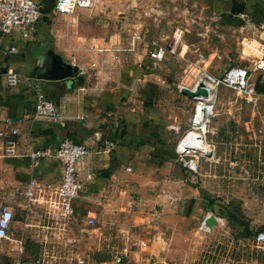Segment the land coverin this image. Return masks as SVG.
Here are the masks:
<instances>
[{
	"label": "rangeland",
	"instance_id": "obj_1",
	"mask_svg": "<svg viewBox=\"0 0 264 264\" xmlns=\"http://www.w3.org/2000/svg\"><path fill=\"white\" fill-rule=\"evenodd\" d=\"M49 2L54 4L55 0ZM213 2L97 0L92 11H79L71 16L53 14L57 29L54 49L79 67L83 85L94 88V94L106 96L113 90L117 92L122 66H131L138 72L141 80H135L132 88L127 87L124 100L127 115L132 113L137 120L151 123V128L159 132L156 138L173 149L175 163L197 185L196 205H186L180 213L185 218L180 221L177 213L166 214L173 218L170 239L163 252L153 251L151 261H157L156 264H264V251L251 240L252 233L264 225V74L252 69L258 57L251 55L253 51L247 46H244L247 57H242L240 43L243 38L252 39L253 45L264 51L258 44L259 36L264 34L258 21L240 15L243 24L237 25L228 19V12L219 13ZM92 43L112 50L98 55L89 49ZM158 46L167 47L165 55L159 61L151 60L148 52ZM95 60L100 61L97 68L91 64ZM237 64L251 68L250 93L243 95L219 85L213 94L214 106L207 123L198 120L199 125L191 127L195 101L180 94L177 85L183 80L191 82L199 69L218 76ZM38 82L42 85L40 79ZM197 134L205 137L207 156L184 145ZM138 142L135 134H127V145L136 147ZM179 142L187 151H181ZM183 160L195 161L196 170L182 167ZM77 200L87 204L84 210L94 205L90 199ZM112 210L118 212L115 207ZM230 212H234L235 220ZM108 214V208L99 205L94 216L101 228ZM208 214L218 220L212 227L203 224ZM27 222L39 223L32 216ZM113 227L108 240L103 236L104 228L93 237L90 228H85L83 234L89 237L87 241L92 242L93 248L98 245L102 248L110 242L113 248L108 250L122 253L121 231L117 224ZM12 235L22 237L26 244L31 241L41 244L29 260L40 256L46 247L53 255L49 260L67 264L66 256L58 252L63 249V242L53 243V235L44 229L14 222ZM45 240L51 243H44ZM15 246V242L9 241L0 247V264H10L11 257L7 254H13ZM87 255L98 259L110 256L103 249Z\"/></svg>",
	"mask_w": 264,
	"mask_h": 264
},
{
	"label": "crops",
	"instance_id": "obj_2",
	"mask_svg": "<svg viewBox=\"0 0 264 264\" xmlns=\"http://www.w3.org/2000/svg\"><path fill=\"white\" fill-rule=\"evenodd\" d=\"M34 1L41 6L43 15L33 39L22 38L17 32L9 36L0 33V129L5 128V120L8 119L11 126L18 130L14 136L16 156L3 154V139L0 138V195L23 189L31 173L48 180L60 177L61 167L54 158L46 157L33 162L28 155L32 150L45 147L54 149L65 138L84 143L89 146L91 154L81 165L82 174H89L90 178L86 182L87 195L80 199H90L94 205L84 210L86 203L77 200L75 204L93 215H97L99 205H103L109 213L104 217V230L96 222L89 229L91 236L103 230V236L108 240V237L111 238L110 229H114L113 225L117 224L118 231H121L119 235L123 237L122 254L127 264H156L157 261H151L153 251L163 252L170 239L169 227L173 218L166 214L175 212L180 221L185 218L180 213L186 209V205H196L194 199L199 196L197 185L185 176L184 169L175 163L174 158H169L160 166H153L148 162L151 156L154 157L152 147L127 145L128 133L135 134L143 141H151L153 132L156 135L159 133L156 128H151V123L148 125L137 120L132 113L127 115V102L124 101L127 87L132 88L134 81L141 78L127 76L125 71L122 73L127 65L121 67L118 76V89H123V93L113 90L106 96L77 92L76 88L83 85L79 73L72 79L40 78L49 62L48 51L53 50L63 60L65 57L54 49V45H57L54 4L49 0ZM213 1L219 13L229 12L230 0ZM239 1L245 2L246 8L253 13L252 20L264 24V0ZM11 45L16 46L13 52H9ZM7 69L40 79L47 98L60 106L70 117L69 120L64 125L24 120V114H32L33 93L25 85L8 86L4 76ZM258 72L264 74L263 71ZM127 79L131 80L130 84ZM165 148L161 154L169 155L173 151L168 146ZM110 151L112 153L109 154ZM154 159L157 160L156 157ZM132 160H137V163H134L132 169H127L128 162ZM113 207L118 212L114 213ZM19 213L20 219L17 217ZM15 214V222L22 226V207L17 206ZM79 236L81 253L84 255L99 249L110 255L115 253L108 250L109 247L113 248L110 242L103 244L102 248L99 245L93 248L92 242L87 241L89 237L83 232ZM142 242H145V246H141ZM29 243L26 244L27 253L36 254L39 244L35 241Z\"/></svg>",
	"mask_w": 264,
	"mask_h": 264
},
{
	"label": "built area",
	"instance_id": "obj_3",
	"mask_svg": "<svg viewBox=\"0 0 264 264\" xmlns=\"http://www.w3.org/2000/svg\"><path fill=\"white\" fill-rule=\"evenodd\" d=\"M96 2L97 0H55L53 13L58 16H71L79 11H92ZM42 15L41 6L34 0H0V33L2 36H9L17 32L22 38L33 39ZM259 29L264 34V24L261 23ZM245 39L243 38L240 41L242 57H247V54H244V46H247L246 49L249 48L253 51L251 55L258 57L252 69L264 72L263 48L255 47L252 39L244 41ZM262 42L264 43V37L260 35L258 44L264 47ZM170 47H173L172 44H170ZM89 49L98 55L112 50V48L98 43L90 44ZM15 50V45L9 47V52ZM166 50L167 47L165 46L153 47L148 52V56L151 60L159 61L164 57ZM100 61H93L91 63L92 67L97 68ZM250 72L251 68L242 64L231 65L218 76L202 68L198 70L191 82L180 81L177 89L184 96L186 95L182 93L183 89L192 90L195 88L193 91L196 92V87H204L206 84H208V88L204 87L206 94L210 93L212 96L211 99H208L209 96L205 98L203 94L193 95L191 99L195 101V105L190 120L191 127L198 123L197 120L209 119L214 106L213 94L219 85L243 95L249 94L251 91ZM4 76L5 83L8 86L25 85L33 93V111L30 115L24 114V120L59 125H64L69 120L70 117L63 112L61 107L47 98L45 90L39 84L37 77L20 74L12 69H7ZM76 90L85 94H94V88L85 85L78 86ZM17 133L18 130L11 126V122L6 119L5 128L0 129V138L3 139L2 150L5 156H16L14 136ZM180 147L181 151H187L182 146ZM90 154L88 145L68 138L61 140L54 149L45 147L32 150L28 154L33 162L46 157L54 158L61 167V175L56 179L48 180L41 175L31 173L23 189L11 190L0 195V247L9 241L16 244L13 254H7L8 257H11L10 264H55L48 259L53 256L50 248L44 247L40 256L29 260L31 257L27 253L25 240L22 237H13L12 230L16 220L15 209L17 206L23 209L22 223L24 227L37 226L44 229L46 233L53 235V240L50 239L53 243L63 242V249L58 252L66 256L67 264H127L122 253L115 252L100 259L91 258L81 253L80 232L96 224V218L93 214L84 212L75 204L77 199L87 192L86 182L89 180L90 175L82 174L81 165L90 157ZM182 167L192 171L196 170L195 161L193 160H183ZM127 169H130V167H127ZM29 216L37 218L39 223L29 225L32 224L27 222ZM251 240L256 248L264 251V225L254 232ZM51 241L45 240L44 243H51ZM36 242L38 243V241ZM39 245L41 247V244ZM141 246H145V242H142Z\"/></svg>",
	"mask_w": 264,
	"mask_h": 264
},
{
	"label": "water",
	"instance_id": "obj_4",
	"mask_svg": "<svg viewBox=\"0 0 264 264\" xmlns=\"http://www.w3.org/2000/svg\"><path fill=\"white\" fill-rule=\"evenodd\" d=\"M245 2L239 0H230L229 14L231 16H240L245 13L246 6ZM49 57V62L45 72H43L40 78L44 80H63V79H72L77 76L79 73V67L70 62H67L61 58V56L55 53L53 50L47 52ZM190 90L183 89L182 93L187 97L192 98L195 94L206 95V90L203 88H198L196 92L189 93ZM217 217L208 214L204 220L203 224L207 227H212L217 224Z\"/></svg>",
	"mask_w": 264,
	"mask_h": 264
},
{
	"label": "trees",
	"instance_id": "obj_5",
	"mask_svg": "<svg viewBox=\"0 0 264 264\" xmlns=\"http://www.w3.org/2000/svg\"><path fill=\"white\" fill-rule=\"evenodd\" d=\"M226 11H228V9L226 10ZM245 14L248 16V17H254V15H253V13L250 11V9H248V8H246V10H245ZM228 19L229 20H232L233 22L235 21V24H237V25H242L243 24V19L242 18H240V17H238V16H230V15H228ZM127 72V76H131V77H134V76H138V72L134 69V68H132L131 66L130 67H125V69L122 71V73L123 72ZM127 82L130 84V82H131V80L129 81L128 79H127ZM149 99H150V97H149ZM149 102H147V104H148ZM157 137V135L153 132V136H152V138H153V140H151V141H143V140H139V142H138V144H137V146H140V145H145V146H147V147H152L153 148V152H154V157H152L151 156V159L148 161L150 164H152L153 166L155 165H158V166H160L162 163H164L165 161H167L169 158H174L175 156H176V153H174V151H171V153L169 154V155H165V154H161V151L163 150V149H166L165 147V145H164V142L163 141H161V140H159L158 138H156ZM157 152H158V154H157ZM109 154L110 153H112L111 151L110 152H108ZM157 158V160L156 159H154V158ZM129 163V165H128V167H130L131 169H132V166L134 165V163H137V160H132V161H130V162H128ZM142 163V162H141ZM144 163V162H143ZM142 163V164H143ZM145 164V163H144ZM134 170H137V168L136 167H134ZM194 187H196V186H194ZM230 214V217L231 218H233L234 220L236 219V216L234 215V212H230L229 213ZM248 233V232H247ZM254 234V232L252 233V235ZM252 235H251V237H252Z\"/></svg>",
	"mask_w": 264,
	"mask_h": 264
},
{
	"label": "bare ground",
	"instance_id": "obj_6",
	"mask_svg": "<svg viewBox=\"0 0 264 264\" xmlns=\"http://www.w3.org/2000/svg\"><path fill=\"white\" fill-rule=\"evenodd\" d=\"M204 87L205 88H208V84L204 85ZM204 87L198 86V87H196V90L198 88H204ZM193 90H195V88L192 89V90H190L189 93H193L194 92ZM204 97L205 98L208 97V99H211L212 98V96H211L210 93L209 94H206ZM200 121H201V124H204V125L207 123V120L206 119H203V120H200ZM199 123L200 122H198L196 125H199ZM184 145L187 146V147H189L188 150L193 151L194 153H198V154L206 155V156L208 154L206 152L207 149H205V145H206L205 137L202 134H200V135L197 134V135H194V136L190 137V139H188L186 142H184ZM185 150H186V148H185ZM204 227H206V226L204 225Z\"/></svg>",
	"mask_w": 264,
	"mask_h": 264
},
{
	"label": "flooded vegetation",
	"instance_id": "obj_7",
	"mask_svg": "<svg viewBox=\"0 0 264 264\" xmlns=\"http://www.w3.org/2000/svg\"><path fill=\"white\" fill-rule=\"evenodd\" d=\"M35 219H37V218H35ZM29 225H33V224H29Z\"/></svg>",
	"mask_w": 264,
	"mask_h": 264
}]
</instances>
